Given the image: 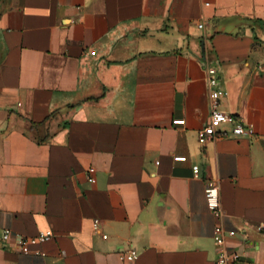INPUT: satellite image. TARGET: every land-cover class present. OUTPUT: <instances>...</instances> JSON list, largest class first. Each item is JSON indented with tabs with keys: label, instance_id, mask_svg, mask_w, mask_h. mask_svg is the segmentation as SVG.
I'll return each instance as SVG.
<instances>
[{
	"label": "crops",
	"instance_id": "0c3cea01",
	"mask_svg": "<svg viewBox=\"0 0 264 264\" xmlns=\"http://www.w3.org/2000/svg\"><path fill=\"white\" fill-rule=\"evenodd\" d=\"M206 67L252 136L199 144ZM217 224L264 264V0H0V264H217Z\"/></svg>",
	"mask_w": 264,
	"mask_h": 264
},
{
	"label": "built area",
	"instance_id": "2783aa9c",
	"mask_svg": "<svg viewBox=\"0 0 264 264\" xmlns=\"http://www.w3.org/2000/svg\"><path fill=\"white\" fill-rule=\"evenodd\" d=\"M204 5H209L208 1ZM199 28L204 27V23L197 24ZM205 78L208 86V100H209V122L197 131V139L199 144L204 145L207 141L224 138L228 136H252L254 131L251 127L244 124L243 121L234 114L226 113L220 109V102L225 95L224 90L219 86V74L214 67H206ZM174 125H183L184 119H173ZM222 125H228L229 129L221 128ZM174 161H186V156L176 155L173 157ZM193 175L198 176V165L192 166ZM89 172H93L90 169ZM204 196L206 206L209 211L218 219L222 216L220 204L219 186L214 181H207L204 188ZM98 221H95V226ZM235 235L233 230H224L220 224L214 227L213 239L217 245V264H231L238 261L241 255L237 251H230L226 246V238ZM106 238V235H102ZM52 237V231H42L32 237H23L14 235L10 229L5 228L1 232V240L9 241L14 239L18 251L28 253L31 246L41 244ZM119 256L123 264H137L139 253L133 247H125L120 249Z\"/></svg>",
	"mask_w": 264,
	"mask_h": 264
}]
</instances>
